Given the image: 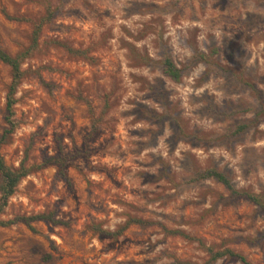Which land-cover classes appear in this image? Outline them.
I'll return each mask as SVG.
<instances>
[{
  "label": "rangeland",
  "instance_id": "rangeland-1",
  "mask_svg": "<svg viewBox=\"0 0 264 264\" xmlns=\"http://www.w3.org/2000/svg\"><path fill=\"white\" fill-rule=\"evenodd\" d=\"M0 48L24 73L0 154L29 170L0 220L67 223L0 227V264H264V212L193 182L264 202V0H0ZM11 81L0 62V136ZM59 149L69 182L42 166Z\"/></svg>",
  "mask_w": 264,
  "mask_h": 264
},
{
  "label": "trees",
  "instance_id": "trees-1",
  "mask_svg": "<svg viewBox=\"0 0 264 264\" xmlns=\"http://www.w3.org/2000/svg\"><path fill=\"white\" fill-rule=\"evenodd\" d=\"M48 16L51 17L50 9H47ZM4 16L11 21H20V19H15L4 13ZM42 29V25L39 24L36 26V31L34 33L33 43L36 45L38 41V36L40 34V31ZM69 52L74 53V51L69 49ZM83 55L82 52L78 53ZM84 56V55H83ZM0 62L2 64H5L11 69V76L12 81L8 88V92L6 95V118L5 122L7 124V128L4 129L3 133L0 136V149L3 145L6 144L7 139L9 136L14 132L15 130V123H14V111L13 107L16 104V100L14 98L16 94V89L18 87V84L20 83L21 79L23 78L24 73L21 70V61L19 57H12L5 51H3L0 48ZM163 72L174 82H179L182 78V72L181 70L172 62L171 59L166 58L163 61ZM89 107V111L92 114L90 105L87 103ZM247 128L246 125H242L238 127L237 131L235 133H239L244 131ZM96 126L93 123L92 126V132L88 136V138H91L93 134L95 133ZM82 153L77 151L74 155H68L64 154L62 149H59V152L57 155L53 157H49L45 159L42 163L43 167L47 166H55L58 169V174L61 176L62 179H64L66 182H69V178L67 177L66 169L70 166L72 161L78 157H81ZM29 173V170L22 164L17 169H12L8 167L5 164V161L3 157L0 154V214L3 213L5 208L7 207L9 199L14 195L17 186L19 185L20 181L26 177ZM212 179L216 181L217 183L221 184L233 197H242L253 203L254 205L258 206L263 212H264V202L260 199V197L244 192V191H238L234 188L232 182L230 179L223 174L222 172L218 171L217 169L211 168L208 169L202 173H200L195 179H193V182L199 181V180H209ZM33 222H49L54 225H67L66 222L60 221V220H54L52 215H46V214H38L34 216H21L16 217L14 220L11 221H2L0 220V227H8L12 226L18 223L24 224L25 226L31 228V224ZM143 221L140 220H131L127 222L124 226H122L120 229H118L115 232H110L106 230H102L99 227H94V230L109 238H117L121 236L129 226L131 225H144ZM182 235V234H181ZM183 237L190 239L189 237L182 235ZM208 254L210 255L211 261H217L218 259L228 257V258H234L240 261L242 264H249L246 259L237 254L233 251L226 250L222 252H214L211 249H207Z\"/></svg>",
  "mask_w": 264,
  "mask_h": 264
}]
</instances>
